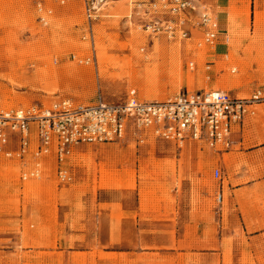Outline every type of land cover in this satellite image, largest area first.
I'll use <instances>...</instances> for the list:
<instances>
[{"label":"rangeland","instance_id":"rangeland-1","mask_svg":"<svg viewBox=\"0 0 264 264\" xmlns=\"http://www.w3.org/2000/svg\"><path fill=\"white\" fill-rule=\"evenodd\" d=\"M140 1L111 0L89 20L86 0H0V111L48 106L60 99L86 104L102 98L116 103L132 92L140 100H168L186 90L219 89L240 97L256 90L264 92V20L260 33L255 26L257 1L264 15V0H198L218 22L220 38L213 47L202 43L197 29L192 30L191 39L150 35L144 24L161 16L153 9H145L150 10L147 15L137 6ZM91 27L94 38L89 35ZM37 71L47 73L40 77ZM10 99L14 104L4 107ZM250 111L258 116V112L264 113V105H255ZM188 142L179 147L150 136L143 143L127 139L113 145L129 143L135 148V157L138 145H151L152 159L164 158L162 162L173 173L179 164L180 174L173 178L178 186L187 163L189 170L195 163L193 185L221 184L223 177H214L218 155L205 143ZM100 146L105 144L74 148L63 165L70 177L67 181L59 179L53 156L39 166L33 157L26 165L0 163V264H264V237L247 238L242 229L227 237L229 231L221 228L228 214L233 222L252 217L264 225V195L259 192L247 198L248 206L240 198L230 208L225 206L226 198L219 202L216 196L218 230H189L188 239L181 242L176 241L180 218L173 208L166 220L173 228L165 232L172 243L162 244L158 236L156 244L136 250L126 240L121 245L112 242L111 231L104 230L100 237L95 211L86 228L84 224L74 228L68 221L59 223L61 213L66 218L70 209L73 191L80 196L99 186L136 190V174L129 171L128 181L122 182L114 156L101 155ZM36 169L38 174H34ZM259 171L264 174V165ZM151 183L142 182L143 209L150 208L148 196L158 192L172 195L175 202L173 190L158 180ZM196 193L192 194L194 204L206 201ZM75 208L84 211L80 203ZM161 218L156 222L163 221ZM203 233L215 237H203Z\"/></svg>","mask_w":264,"mask_h":264},{"label":"built area","instance_id":"built-area-1","mask_svg":"<svg viewBox=\"0 0 264 264\" xmlns=\"http://www.w3.org/2000/svg\"><path fill=\"white\" fill-rule=\"evenodd\" d=\"M109 1L86 0L87 18L92 20ZM137 6L144 11L153 9L161 16L144 24L150 35L163 33L169 39H191L192 30L197 29L201 31L203 44L213 47L219 41L216 18L198 0H143ZM148 12L145 11L150 15ZM89 35L94 38L92 27ZM225 39L228 40L227 33ZM255 105H264L261 90L240 97L214 89L186 90L168 100H140L132 92L116 103L102 98L86 104L60 99L48 106L35 104L25 109H8L0 111V163L17 160L26 165L31 156L39 166L43 159L53 156L59 179L67 181L70 177L63 165L77 145L123 142L130 134L143 143L146 131L179 147L194 141L224 150L229 147L233 128L243 123ZM38 173L36 169L34 174ZM214 177L222 178L219 168L215 169ZM217 200H223L221 192Z\"/></svg>","mask_w":264,"mask_h":264},{"label":"crops","instance_id":"crops-1","mask_svg":"<svg viewBox=\"0 0 264 264\" xmlns=\"http://www.w3.org/2000/svg\"><path fill=\"white\" fill-rule=\"evenodd\" d=\"M256 114L257 112L250 111L243 123L233 128L227 149L219 151L213 149L214 153L218 155L215 164L223 173V179L219 185L209 183L193 185L191 176H195V163L194 165L191 164V170L188 169L187 163L183 179L181 175L178 178L180 181V186H178L173 178L180 174L179 164L176 165V172L173 173L171 166L162 162L164 158L152 159L149 156V151L153 149L151 145H138V152L135 157V148L130 147L129 143L119 147L114 146L115 143L113 142L102 143L105 146H100L98 150L101 155L106 153L104 154L106 158L114 156V158L112 157L114 163H118L115 170L118 171L122 182L128 181L129 171H132L134 175L136 174V190L135 187L119 190L99 186L95 192L86 191L80 196L73 191L68 200L70 209L66 212V218L63 217L65 214L61 213L59 223L68 221L74 228L78 224H84L86 228L92 220V213L95 211L100 237H102L104 230L111 231L112 242L121 245L123 240H126L128 245L135 247V250L142 245L156 244L158 236L163 240L161 241L162 244L172 243L171 235H166L165 232L173 228V224L166 221L171 218L173 208L180 218L179 236L176 237L178 242L188 239L187 232L189 230H218L219 224L214 222V203L219 192L223 194V202L226 198L225 206L227 208L235 205L237 199H244L241 203L248 206V197H255L257 192L262 196L264 195V174L259 173V169L264 165V113L258 112V116ZM150 136L154 137L150 131H146L145 137ZM127 139L135 140L132 134ZM158 149L161 148L158 147ZM170 156L172 157V155ZM207 166L205 168L210 172L211 168ZM153 180H158L163 183L164 188L173 190L175 202L172 201V195L168 197L158 192L148 196L147 204L150 205V208L143 209L145 201L141 193L142 182L152 184ZM193 191L200 193L206 201L194 204L192 202ZM78 203L84 207V211L76 210L75 206ZM152 205L155 207H151ZM249 213L252 214L253 211L251 210ZM158 215H162L163 221L156 222V219L159 218ZM221 228L229 231L226 233L227 237H233L234 233L231 231L240 229L243 230L247 238L264 237V232H254L264 231V225H259L252 220V217L248 220L245 218L243 222H233L229 220L228 214L227 221L222 223ZM155 232L161 234H155ZM202 236L211 237V239L215 237L214 234L205 235L204 233ZM196 237L200 238L201 236L198 234ZM167 238L169 240L164 242Z\"/></svg>","mask_w":264,"mask_h":264},{"label":"bare ground","instance_id":"bare-ground-1","mask_svg":"<svg viewBox=\"0 0 264 264\" xmlns=\"http://www.w3.org/2000/svg\"><path fill=\"white\" fill-rule=\"evenodd\" d=\"M118 9H120V7H117ZM263 20H264V15L262 13V11L260 10V3L259 1H257V9H256V12H255V26H256V33H260L261 31V28H262V24H263ZM47 72H44L41 74V71H37V75H39L40 77L46 75ZM41 74V75H40ZM10 81L13 83V80L10 78ZM14 104V101L13 99H10V100H5L4 102V107H9V106H12ZM29 107V106H28ZM8 110V109H6ZM4 111V110H2ZM31 157V156H29ZM28 157V158H29ZM27 158V159H28ZM26 159V160H27ZM16 163H20V161H17L15 160ZM14 161V162H15ZM44 159L41 161V163H43ZM56 161V160H55ZM4 166V165H3ZM4 173V172H3ZM27 176V173H25V176H23V178H25ZM39 176V175H38Z\"/></svg>","mask_w":264,"mask_h":264}]
</instances>
